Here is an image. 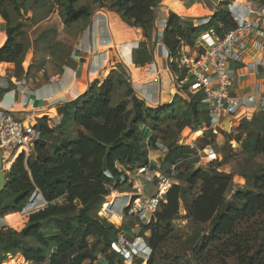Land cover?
Wrapping results in <instances>:
<instances>
[{
  "label": "trees",
  "instance_id": "1",
  "mask_svg": "<svg viewBox=\"0 0 264 264\" xmlns=\"http://www.w3.org/2000/svg\"><path fill=\"white\" fill-rule=\"evenodd\" d=\"M46 1L0 0V15L6 22L7 36L0 47V69L5 63H14L15 78L23 73L21 63L28 46L22 39L26 31L20 17ZM78 1L51 0L63 24L81 21L86 26L93 11L91 5L113 11L128 26L139 28L145 39L132 50V62L143 66L152 61L154 22L157 13L164 10L162 0H89V4H78ZM230 1L223 0L213 17L203 24L168 12L161 42L168 60L172 58L169 67L179 79L187 73V68L179 67L177 62L182 45L192 47L194 40L210 28L222 36L235 25L227 9ZM9 7L19 19L10 16ZM109 53L110 64L116 69L111 70L100 85L92 80L83 94L61 106L58 109L61 120L54 128L47 126L45 117L39 118L34 128L40 131V137L32 153L27 157L19 155L6 172V185L0 192V217L5 223L8 215L19 213L11 225L18 228L23 224L28 215V212L22 213L23 207L36 189L48 204L31 213L18 231L0 226V264L5 255L31 264L44 261L83 264L86 260H97L94 252L101 254L107 264H124V258L109 248L120 230H132L133 225L122 221L115 226L97 212L110 193V186L121 190L122 185L114 184L115 179L125 170L147 164L148 149L144 139L147 126L152 131L148 146L155 148L160 140L167 149L161 159L167 174L171 172L170 165L179 160L185 162L176 166L175 171L182 165L184 170L173 177L182 181L169 187L153 218L141 224L137 231L152 248L146 264H156L155 254L170 233L172 222L178 218L180 204L191 222L207 224L205 233L198 230L189 239L196 257L209 255L213 248L223 255L235 256L237 264H264V241L254 251L245 229L247 226L264 230V165L246 177L249 187L238 188L227 200L232 173L219 170L224 162L216 158L193 167L189 157L195 154V148L178 144L175 137L178 136L175 131L182 125L195 124L198 130L203 123L208 127L210 119L201 104L202 93L187 92L188 100L175 94L170 103L149 107L136 96L127 80L128 71L115 58L114 51ZM186 55L191 56L189 52ZM188 86L185 83L183 90L188 91ZM119 87L123 90L119 91ZM166 121L172 122L173 127L165 125ZM71 126L74 128L69 131ZM262 129L264 131V126ZM208 135L214 136L211 129L205 130L200 139L203 146L209 144ZM242 147L255 155H264V132H249ZM202 155H207L206 148ZM146 231L148 236L144 234ZM134 264H141V260ZM164 264L190 262L174 256L173 259L167 257Z\"/></svg>",
  "mask_w": 264,
  "mask_h": 264
},
{
  "label": "crops",
  "instance_id": "2",
  "mask_svg": "<svg viewBox=\"0 0 264 264\" xmlns=\"http://www.w3.org/2000/svg\"><path fill=\"white\" fill-rule=\"evenodd\" d=\"M239 1L253 4L264 2V0ZM222 2L223 0H163L162 5L164 6V10L160 11L159 17L157 16L154 22V27L157 28L158 32V40L155 46L153 47L152 44L151 47L152 61L143 66H136L132 62V52L130 54L131 63L139 70V73H141V77L137 79L132 77L129 68L126 67L127 65L120 60L114 51L115 58L122 63L128 71L127 80L131 87H133L136 96L142 100L138 93L142 92L144 94L143 101L147 106L150 107L151 104L157 105V107L165 105L163 102H167L169 99L172 100L175 94L188 100L189 97L187 92L192 94L199 91L196 86H192L188 73H186L183 79H179L178 76L171 71L167 54L161 42L163 31L160 32V30H158L159 24L164 22L165 25V19L170 10L183 17H200V20L193 18L198 24L206 23L213 17L216 8ZM207 4H209L212 9L210 13H205V10H209ZM104 11L105 12L101 13L96 20H94L92 14L91 28L88 27V23L87 30L85 29L81 34H77L74 30L66 32L60 27L57 28L55 33L56 42L52 46L44 44L45 48L41 51H37V48L34 46L35 36H29L31 43L27 46L23 56L21 63L23 73L20 78L14 77V63H5L0 69V106L3 107L6 112L22 118L25 125H29H26L27 127H34L37 120L43 117L47 119L46 123L49 128L57 126L61 120V114L58 110L61 106L83 94L90 86L92 80H96L98 85H100L110 71L116 69L115 66H111L110 64L111 56L109 51L112 49L109 50L106 48L108 49L107 63L104 68L99 70L94 66L93 61L95 60L91 59L92 57L90 54L93 47L99 46L98 42L101 38L110 36L111 32L107 34L102 30L104 20L106 22V27L108 28L109 26L108 18L105 13L112 15L113 20L117 22L118 28H120V24L126 25L136 31L133 32V38L137 39V37H141L142 32L138 34L140 31L139 28L128 26L113 11ZM32 15V12L28 13L23 20L25 21L28 17L32 18ZM45 21L46 18L36 23L32 29H38L39 25H43V23L45 25ZM219 27L224 29L222 23H219ZM41 28L42 33L50 29L45 28V26L39 29ZM259 30L264 32L263 24L259 26ZM119 32L123 33V31ZM35 35L37 38V34ZM218 36L219 34L212 28L202 32L194 40V45L192 47L181 46L178 58L182 55L187 56L186 54L188 52L191 54V56H187L188 58L197 57L203 52L208 41ZM6 38V22L0 15V47L5 43ZM141 41H145V39ZM138 43L134 48L138 46ZM155 47L156 52H161L160 57L159 55L158 57L154 55ZM235 52L239 59L230 60L227 63L228 69L232 72L230 96L234 98V100L233 103L226 106L225 116L222 119L223 123L230 117L228 122L232 125V130L233 127L236 124L238 125L241 121L253 123L256 120L262 119L264 116V38L253 31L249 33L240 44L235 46ZM155 56L156 58H160V60L154 59ZM180 67L182 68L183 66ZM21 80L24 81L22 84L20 83ZM185 83L189 84L188 91H184L182 88ZM174 92L176 93L174 94ZM203 124L205 126V123ZM73 128L74 126H71L69 131H72ZM202 131L203 130H201V132ZM203 133L204 131L202 135ZM160 146L161 145L157 142L155 148L147 147L148 157L151 162H158L156 157L160 155H163V157L159 158L160 160L164 158V154L160 151ZM207 149L206 147V150ZM209 155L216 157L213 151L209 152ZM154 166L156 167V165ZM130 176L129 179L132 183L122 185L121 190L112 188L111 191L115 190L119 195H122L124 192L130 191L124 189L126 186H131V190L137 188L143 191L142 183L139 181L137 182V178L139 177L136 176V174H131ZM120 206L119 204L116 209H120Z\"/></svg>",
  "mask_w": 264,
  "mask_h": 264
},
{
  "label": "built area",
  "instance_id": "3",
  "mask_svg": "<svg viewBox=\"0 0 264 264\" xmlns=\"http://www.w3.org/2000/svg\"><path fill=\"white\" fill-rule=\"evenodd\" d=\"M227 9L235 25L222 36L210 39L203 52L197 57L188 58L182 55L177 59L179 67L183 66L187 68L192 86H196L202 93L201 104L210 119L208 127L204 126V129H211L212 132L223 128L222 119L225 116V108L228 104L233 103L234 100L230 96L232 72L228 69L227 63L230 60L239 59L235 52V46L240 44L253 31L264 38V32L259 30V26L264 25V2L253 4L232 0L227 4ZM164 26V22H161L158 30L160 32L163 31ZM102 30L107 34L109 33L108 28L104 25L102 26ZM98 47H93L90 54L91 59L95 60L93 61L94 66L99 70L105 67L107 58ZM168 61L171 62L172 58H169ZM23 82V80L20 81L21 84ZM138 93L142 100H144V94L142 92ZM171 101L169 99L166 103L168 104ZM204 129L203 131H205ZM39 137L40 131L34 127H27L22 118L9 112H0V150L3 153L5 151L8 153V157L3 156V160H15L19 155L27 157L32 153L34 143ZM160 148V151L165 155L166 148L163 146H160ZM182 162L183 160H179L170 165L171 174H173L175 167ZM151 163L148 157L147 164L125 170L118 180H114V184L123 185V183H132L129 179L131 174H136L137 176L147 172L153 176L156 173V169ZM167 181L159 182L154 191L149 195L144 194L142 190H138L137 188L124 192L122 194V204L119 207V211L121 212V215L119 214L120 219H132L138 222L139 225L148 223L157 211L160 200L164 198L171 186L167 184ZM110 189H112V186H110ZM115 198L110 207L111 209L115 204ZM47 204L48 202L36 189L30 195L22 211L28 210L29 213L36 212L44 209ZM113 211L117 213L118 210L114 209ZM132 234L133 237L126 238L125 231L120 230L117 234V239L111 243L109 250L122 256L123 260H129L131 263L136 260L146 263L152 254V248L145 237L138 235L134 231H132Z\"/></svg>",
  "mask_w": 264,
  "mask_h": 264
},
{
  "label": "rangeland",
  "instance_id": "4",
  "mask_svg": "<svg viewBox=\"0 0 264 264\" xmlns=\"http://www.w3.org/2000/svg\"><path fill=\"white\" fill-rule=\"evenodd\" d=\"M87 3L89 4L90 1L89 0H79L78 1V4H87ZM207 5H208L209 10H205V13H210L212 9L209 6V4H207ZM91 6L93 8L92 14L94 16V20H96L97 17L101 13H104L105 12L104 10H106L105 8H95L94 5H91ZM48 10H50L49 14H47ZM8 11L10 13V16L13 19L18 18V16L14 13V11L10 7L8 8ZM28 13H30V11L26 12V13L24 12L23 17H20V19L23 20L28 15ZM32 13H33L32 18L28 17V19H26L24 21L26 34L24 35V37H22V39H23V42L26 43V45H30L31 41H30L29 36H32V37L35 36L34 46H35V48H37V51L43 50L45 48L44 44H46L48 46H52L56 42L55 41V33H56L57 28L60 27L63 30H65L66 32H68V31L71 32L72 30H74L77 34L78 33L81 34L82 31H84L87 28V25L91 19V16H90L86 26H85L84 22H81V21L77 22V23L70 24V25H65V24H63L61 18L59 17L58 9H57L56 5H53L51 0L43 2L42 5H40L39 8H36ZM159 14H160V11L157 13L158 17H159ZM44 17L46 18L45 25H44V23H43V25L42 24L39 25L38 29L42 26H45V28H50V29L43 31V33L41 31L42 28L39 30L37 28L32 29V27L34 25H36V23H38L39 21H43V19H45ZM99 20H98V22H99ZM98 22H96V23H98ZM103 24H104V26H106L105 20L103 21ZM108 30L110 32L109 26H108ZM40 33H41V35H40ZM140 33H141V30L139 31L138 34H140ZM35 34H37V38H36ZM44 35H46V36L44 37ZM141 40H144L142 38V34H141V37L140 36L137 37L136 44L138 42H140ZM98 45L100 46L99 48L103 52L104 56H106V58L108 56V49L109 50L112 49L113 51L116 52V54L120 58V60L122 59L120 57V55L118 54V51L114 47L113 38H112L111 33H110V36H108L107 38H101L100 41L98 42ZM106 48H108V49H106ZM132 50H131V52H132ZM154 55H157V57H158V55H159V57L161 55L160 51L156 52V47L154 49ZM154 59L160 60V58H156V56L154 57ZM118 90L121 91V90H123V88L119 87ZM175 93L176 92H174V94ZM163 103L166 104V102H163ZM155 107H152V108H155ZM166 124H170L171 126L173 125V123L169 122V121H166L165 125ZM263 126H264V116L262 119L256 120L253 123L241 121L238 123V125L236 124L233 127V130H232V125L229 123V129L228 130H225L224 128H222V129L219 128V129H217V131L212 132L214 134V136L208 135L206 137V140L209 142V144H207L205 146H203L204 142L200 141V139L203 138V135H202L203 131L201 132V130L204 129V124H202V128L199 130L195 124H193L192 127L187 126V125H182L180 130L175 131L178 134V136H175V137H177L178 144L190 145L191 147L193 146V148H195V150H196L195 154L192 155L191 157H189L190 158L189 161H191L193 167L203 165V164H205L209 161H212L216 158H218L220 161L224 162V164L219 168V170L226 172V173H232L231 186L226 193V199L230 200L231 196L235 190H237L238 188H241V187H249V183H247L246 177L249 176V174L251 172L258 170L260 166L264 165V155H255V154L251 153L250 151L245 150L242 147V141L246 138V135L249 132H254V133L257 131L264 132L262 129ZM147 127L144 130V139H145L146 147H148V144H147L148 138L152 134L150 127H148V128ZM192 128H195V129H192ZM195 133H200V134L195 135ZM158 143L161 146L165 147V145L163 144L162 141L159 140ZM206 147L208 148L207 149L208 152H207L206 156H203L202 154L204 153V150ZM211 151H213V153L215 154L216 157L209 155V152H211ZM161 157H163V155L156 157L158 159V162L152 161V163H151L152 166L156 165V167L154 166V168L156 169V173H154L153 176L149 175L147 172L145 174L141 173L140 175H137L139 178H137L138 180L137 179L136 180H137V182L139 181L142 183L143 192L146 195L151 194L159 182H164V181L168 180L167 181L168 185H172V184H178V183H180V181H182V179L176 180V179H173V177L176 176V174H178L184 170V165H182L178 171H175L176 170V167H175L173 174H171V172H170V174L169 173L167 174V172H166L167 167L165 165H163L161 160L159 159ZM200 157H202V158H200ZM7 160L9 161L10 159H7ZM8 161H6L5 159L3 160V165L5 167L6 172H7V170H10V168L15 163V161L13 160V162L11 164H9L10 166L8 165L9 167L5 166V163H7ZM184 162H185V160H183L182 163H184ZM179 165H177V166H179ZM122 189H123V187H122ZM124 189L129 191L132 188H131V186L130 187L126 186V187H124ZM112 192H116V191L115 190L110 191V193L104 197V201L111 196ZM115 199H116V202L113 205L112 211L114 209H116V207L119 204L120 205L122 204L123 195H118V196H116ZM56 201L60 202L61 200L57 199ZM100 211H101V206H100L99 211L97 212L98 216H100V214H99ZM31 213H34V212H31ZM31 213H29V211H28V215L26 216L25 221L18 228H14L16 225L12 226L11 224L15 221V219L17 218L19 213H16L13 218H5L6 223L3 221L2 217H0V226H4L6 228H11L13 230L18 231L26 223V221L28 220V217ZM117 213H118V215L120 214L119 209H118ZM178 214H179L178 218L172 222V229H171L170 233L167 235L166 240H164L163 244H161L160 248L157 250V253L155 254L156 264H164L165 262H167V257L169 259H173L174 256H177L181 261L188 260L190 262V264H237L235 256L223 255L219 251H217L218 252L217 253L216 249H213V248L211 249V252L209 253V255L207 254V255H205L203 257H199V258L196 257L194 255L193 250H192L193 245H191V243L189 242V239H191L194 236V233L198 230L201 233H205L207 231V224H195V223L191 222L188 218L185 217L186 211H185V208L181 204L179 207V213ZM100 217H102V216H100ZM108 221L113 223L115 226L121 225L123 223L122 221L131 222L130 224L133 225V229L129 230V231H125L126 238L133 237L132 231L137 232L140 229V225L138 224V222H136L132 219H128V218L123 219L122 218V219H119L118 222H113L110 220H108ZM245 229H247V233H249L250 243L252 245V248L255 251L258 248V245L262 241H264V230L260 229V227L259 228L253 227V229H249L247 226L245 227ZM144 234L148 236L149 232L146 231V232H144ZM9 256L5 255L4 259L1 261V264H31V263L16 261L12 256H10V257ZM98 256L103 258V256L101 254H98ZM123 263L124 264H133L129 260H123ZM40 264H48V262L44 261L43 263H40ZM83 264H101V263L98 262L97 260H95L93 262L86 260L83 262ZM142 264H146V263H142Z\"/></svg>",
  "mask_w": 264,
  "mask_h": 264
},
{
  "label": "bare ground",
  "instance_id": "5",
  "mask_svg": "<svg viewBox=\"0 0 264 264\" xmlns=\"http://www.w3.org/2000/svg\"><path fill=\"white\" fill-rule=\"evenodd\" d=\"M105 14L107 15V18H108V24H109L110 32L112 34L114 47L118 51V54L120 55V57L122 58L121 59L122 62L124 61L123 63L127 65L133 78L137 79L141 77L140 75L141 73H139V70L133 66V64L131 63V59H130L131 49L136 45V42H137V39L133 38V32H136V31L120 23H118L120 24L119 25L120 28H118V25L116 24L117 22L113 20L112 15L109 13H105ZM119 31H123V33H120ZM199 134L200 133H195V135H199ZM3 156L6 158L8 157L7 151L3 153ZM5 160L8 161L7 159ZM12 162L13 160H9L7 163H5V166H8ZM118 195L119 194H117L116 192H112L111 196L107 198L105 201H103L101 205V211L99 212L100 216L106 218L107 220L113 221V222L119 221L120 219V216L118 215L119 212L116 213L112 211L113 208L112 209L110 208L114 198ZM26 212H28V210L22 211V213H26ZM14 216L15 214H11V215H8L6 218H13Z\"/></svg>",
  "mask_w": 264,
  "mask_h": 264
},
{
  "label": "water",
  "instance_id": "6",
  "mask_svg": "<svg viewBox=\"0 0 264 264\" xmlns=\"http://www.w3.org/2000/svg\"><path fill=\"white\" fill-rule=\"evenodd\" d=\"M91 17H92V15H91ZM189 18H191V19L196 18L198 20L201 19L200 17H189ZM91 26H92V19H90L88 27L91 28ZM157 40H158V32H157V28L155 27V35H154V39H153V47L155 46ZM0 112H6V110L3 107L0 106ZM229 119H230V117L223 122V128L225 130L229 129V122H228ZM17 158L18 157H16V159L14 161H16ZM7 171H9V170H7ZM5 175H6V170H5V167L3 165V152L0 150V192L5 188V185H6ZM93 254H94V256L97 257V261L98 262H100L101 264H107V261H103L102 258L100 256H98V252H94Z\"/></svg>",
  "mask_w": 264,
  "mask_h": 264
},
{
  "label": "clouds",
  "instance_id": "7",
  "mask_svg": "<svg viewBox=\"0 0 264 264\" xmlns=\"http://www.w3.org/2000/svg\"><path fill=\"white\" fill-rule=\"evenodd\" d=\"M135 262V261H134ZM134 262H133V264H134ZM142 264V263H141Z\"/></svg>",
  "mask_w": 264,
  "mask_h": 264
}]
</instances>
